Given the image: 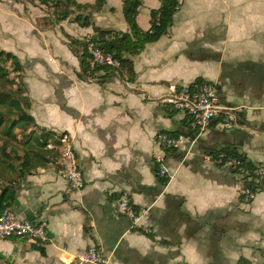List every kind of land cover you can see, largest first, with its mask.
Here are the masks:
<instances>
[{"label":"crops","instance_id":"obj_1","mask_svg":"<svg viewBox=\"0 0 264 264\" xmlns=\"http://www.w3.org/2000/svg\"><path fill=\"white\" fill-rule=\"evenodd\" d=\"M140 2L136 23L147 32L161 2ZM122 8L123 0H107L87 28L68 18L33 34L20 20L0 36L2 49L24 65L28 113L37 128L71 137L84 180L71 190L58 162L22 179L8 209L44 220L48 241L37 248L0 240V257L9 264H76L94 246L108 264H264V178L252 190L230 163L214 160L232 151L264 171V0H181L167 32L125 56L130 78L125 70L81 73L65 35L86 39L93 26L129 33ZM197 79L215 84L236 123L191 130L186 113L168 100ZM157 134L184 141L166 150ZM156 156L167 178L156 174ZM243 188L252 190L251 200ZM121 197L144 217L132 223L120 214Z\"/></svg>","mask_w":264,"mask_h":264},{"label":"trees","instance_id":"obj_2","mask_svg":"<svg viewBox=\"0 0 264 264\" xmlns=\"http://www.w3.org/2000/svg\"><path fill=\"white\" fill-rule=\"evenodd\" d=\"M11 1L17 4L28 2L35 5V0ZM37 1L40 6L51 7L54 17L53 26L74 16L71 19L73 22L80 27L87 28L92 25L91 12H98L107 0H96L92 6L81 5L74 0ZM160 2V8L150 13L151 27L147 32L141 31L136 23L138 8L141 5L140 0H123L122 12L129 33L103 30L93 26V34L86 39L79 40L65 35L68 48L79 58L81 73H92L99 69H109L112 72L125 70L130 78L132 64L130 59L125 56L137 55L145 45L156 42L163 36L172 25L173 17L180 7L181 0H160ZM89 45H93L102 53L113 55L119 61V66L91 68L90 55L87 52ZM5 64H9L12 73L16 75L14 79L9 78L8 68L4 67ZM23 71L24 65L15 55L0 51V216L14 204L17 188L22 179L47 164L58 162L59 166V156L56 150L57 139L54 134L37 128L28 113L30 101L23 83ZM201 81V79L196 80L198 83ZM16 130L23 134L22 140L18 139ZM48 144H52L55 148L47 150ZM220 154L223 155L221 163H226L229 160L239 162V166L234 169L245 179L251 181L248 183L251 189L254 187L255 180L264 178V175L263 177L255 175L258 167L243 156L234 154L232 151H222L214 156V160ZM0 264L9 263L0 257Z\"/></svg>","mask_w":264,"mask_h":264},{"label":"built area","instance_id":"obj_3","mask_svg":"<svg viewBox=\"0 0 264 264\" xmlns=\"http://www.w3.org/2000/svg\"><path fill=\"white\" fill-rule=\"evenodd\" d=\"M87 52L90 55V67H118L119 61L111 54L102 53L99 49L89 45ZM186 113L187 121L193 132L202 134L215 121H221L229 126L238 120L235 109L223 106L220 103L217 88L214 83L201 81L181 87L175 91L173 98L168 100ZM58 146L56 150L59 156V168L61 176L66 180L71 190L83 188L84 180L82 172L76 161L75 153L72 148L71 137L66 133L57 136ZM157 143L166 150L179 148L184 139L170 137L165 134H157ZM55 147L52 144L46 146L47 150ZM158 177L167 178L168 170L163 164V158L156 156ZM223 155L217 157V162L221 163ZM233 168L239 166L236 160H229ZM255 175L263 177L264 171L258 169ZM241 195L245 200H251L253 193L248 188L241 190ZM117 211L128 216L132 223L138 222L144 214L136 213L128 203L126 197H121L117 203ZM20 239L34 247H42L48 241L47 223L44 220L30 221L19 217L11 209H6L0 216V240ZM76 264H108L104 255L94 246L83 250L77 257Z\"/></svg>","mask_w":264,"mask_h":264},{"label":"rangeland","instance_id":"obj_4","mask_svg":"<svg viewBox=\"0 0 264 264\" xmlns=\"http://www.w3.org/2000/svg\"><path fill=\"white\" fill-rule=\"evenodd\" d=\"M70 18L72 19V16ZM20 20H26L27 24L33 26V34H36L39 30H45L46 28H53L55 26L52 25L54 17L51 7L48 5L40 6L37 0H35V5H31L28 2L17 4L11 0H0V36L3 31H6V26H11L16 29L18 26L17 23ZM0 51L7 52L2 49L1 44ZM4 67L8 68L7 72L9 78L14 79L16 75L12 73L9 64H5ZM13 89H15V87H13ZM15 133L18 139L22 140L23 134L21 131L16 130Z\"/></svg>","mask_w":264,"mask_h":264}]
</instances>
